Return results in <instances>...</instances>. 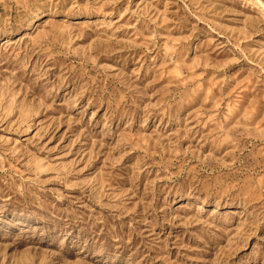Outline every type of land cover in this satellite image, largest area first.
Listing matches in <instances>:
<instances>
[{
	"label": "rangeland",
	"instance_id": "374dc122",
	"mask_svg": "<svg viewBox=\"0 0 264 264\" xmlns=\"http://www.w3.org/2000/svg\"><path fill=\"white\" fill-rule=\"evenodd\" d=\"M0 264H264V0H0Z\"/></svg>",
	"mask_w": 264,
	"mask_h": 264
}]
</instances>
